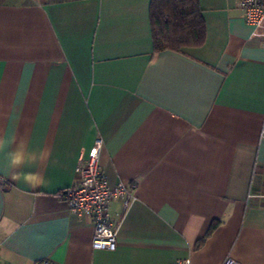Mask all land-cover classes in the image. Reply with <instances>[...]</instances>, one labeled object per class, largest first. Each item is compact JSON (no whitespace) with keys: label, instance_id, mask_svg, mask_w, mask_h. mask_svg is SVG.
I'll return each instance as SVG.
<instances>
[{"label":"crops","instance_id":"1","mask_svg":"<svg viewBox=\"0 0 264 264\" xmlns=\"http://www.w3.org/2000/svg\"><path fill=\"white\" fill-rule=\"evenodd\" d=\"M199 2L204 44L154 52L151 0H0L3 262L264 264V38ZM98 135L115 250L62 195Z\"/></svg>","mask_w":264,"mask_h":264},{"label":"built area","instance_id":"2","mask_svg":"<svg viewBox=\"0 0 264 264\" xmlns=\"http://www.w3.org/2000/svg\"><path fill=\"white\" fill-rule=\"evenodd\" d=\"M238 6L246 22L254 27L253 36L264 38V0H238ZM103 145L104 140L98 135L88 156L79 162L76 182L62 195L74 213L93 219L92 247L100 250H115L118 245V223L112 219L110 202L114 197H120L126 210L134 200V194L125 183L121 182L115 186L110 184L100 166ZM0 264L6 263L0 259ZM39 264L57 263L43 260ZM175 264L192 263L190 260H177ZM224 264H238V262L228 258Z\"/></svg>","mask_w":264,"mask_h":264},{"label":"trees","instance_id":"3","mask_svg":"<svg viewBox=\"0 0 264 264\" xmlns=\"http://www.w3.org/2000/svg\"><path fill=\"white\" fill-rule=\"evenodd\" d=\"M154 52L204 44L207 30L199 0H151ZM217 226L215 223L211 230Z\"/></svg>","mask_w":264,"mask_h":264}]
</instances>
